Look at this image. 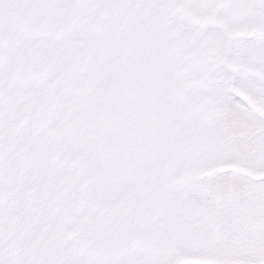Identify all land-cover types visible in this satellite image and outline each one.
I'll return each instance as SVG.
<instances>
[{
	"label": "snow or ice",
	"instance_id": "obj_1",
	"mask_svg": "<svg viewBox=\"0 0 264 264\" xmlns=\"http://www.w3.org/2000/svg\"><path fill=\"white\" fill-rule=\"evenodd\" d=\"M0 264H264V0H0Z\"/></svg>",
	"mask_w": 264,
	"mask_h": 264
}]
</instances>
